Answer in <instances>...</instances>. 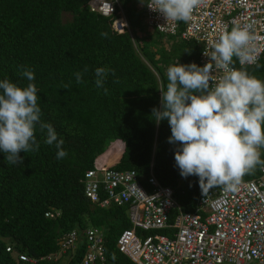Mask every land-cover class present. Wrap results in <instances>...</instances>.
Listing matches in <instances>:
<instances>
[{"label": "trees", "instance_id": "trees-1", "mask_svg": "<svg viewBox=\"0 0 264 264\" xmlns=\"http://www.w3.org/2000/svg\"><path fill=\"white\" fill-rule=\"evenodd\" d=\"M119 1L129 33L110 28L117 8L104 17L89 11L87 0H0V80L22 87L35 83L41 120L54 127L67 152L58 160L55 142L46 144L39 126V149L21 151L22 163L8 164L0 151V264H27L18 253L36 259L34 264H72L81 247L67 259L70 252H60L59 240L73 231L80 242L90 227L103 236L107 264H133L115 247L121 231L131 226L125 206L101 207L83 194L84 172L94 166L133 170L145 187L150 171L160 185L174 188L183 211L193 209L199 178L180 175L175 152L182 145L169 142L168 120L157 123L151 113L161 108L169 66L198 65L199 46L167 36L169 47L151 50L133 33L143 10L135 0ZM62 12L70 13L69 21L61 20ZM257 62L264 65V52ZM97 68L109 70L102 88L95 85ZM243 68L264 81V66ZM24 70L33 71V81ZM77 72L82 83L76 82ZM260 151L264 159V148ZM258 168L243 180L254 178ZM154 232L161 233L137 230L138 235Z\"/></svg>", "mask_w": 264, "mask_h": 264}, {"label": "built area", "instance_id": "built-area-1", "mask_svg": "<svg viewBox=\"0 0 264 264\" xmlns=\"http://www.w3.org/2000/svg\"><path fill=\"white\" fill-rule=\"evenodd\" d=\"M148 2L135 3L143 10L141 25L164 39L193 40L199 46L198 66L209 62L205 52L211 55L214 43L236 25L247 27L254 37L251 46L258 59L264 52V0H202L188 21H167ZM86 5L104 17L112 16L117 8L111 30L130 32L119 0H87ZM233 60L241 67L236 57ZM213 74L217 80L223 75L215 69ZM82 181L83 194L90 202L101 207L125 206L131 226L121 231L115 247L133 264H264V167L259 166L254 178L242 180L236 191L214 187L203 194L200 188L190 211H183L174 188L160 185L150 171L147 187L133 170L109 166H94L84 172ZM137 230L164 233L138 235ZM103 241L102 234L90 227L80 242L73 231L63 236L59 250H69L70 259L81 247L72 264H107ZM17 258L28 264L36 261L25 254Z\"/></svg>", "mask_w": 264, "mask_h": 264}, {"label": "clouds", "instance_id": "clouds-1", "mask_svg": "<svg viewBox=\"0 0 264 264\" xmlns=\"http://www.w3.org/2000/svg\"><path fill=\"white\" fill-rule=\"evenodd\" d=\"M201 3L202 0H149L148 7L167 21H188ZM253 39L247 27L236 25L219 37L211 55L205 52L210 57L205 65L178 62L169 66L166 90L160 89L161 108H153L151 113L157 123L168 120L169 142L182 145L175 152L180 175L197 176L203 194L214 187L236 191L246 174L258 165L264 167L260 151L264 148V81L243 68L264 66L257 62V50L251 46ZM233 57L239 60L241 69L232 67ZM214 69L223 73L218 80ZM108 71L95 70L96 87H103ZM22 75L28 81L34 80L32 70H24ZM75 76L77 83L83 82L82 73ZM41 116L35 83L22 87L7 78L0 80V151L8 164L22 163L21 151H38L37 126L40 132L46 131V144L55 142L57 159L67 156L63 140L58 139L50 123L42 122Z\"/></svg>", "mask_w": 264, "mask_h": 264}, {"label": "rangeland", "instance_id": "rangeland-1", "mask_svg": "<svg viewBox=\"0 0 264 264\" xmlns=\"http://www.w3.org/2000/svg\"><path fill=\"white\" fill-rule=\"evenodd\" d=\"M137 1L136 3H140L143 1V0H135ZM135 4V3H134ZM132 5L131 3H127L125 4V6H128L127 8L128 9H132ZM138 6V5H137ZM133 11V10H132ZM140 12V16H141V10L139 11ZM135 14L133 15V17H135L137 14V12H134ZM70 13H67V12H62L61 14V20L63 22H66V21H69L70 20ZM133 33L135 34V36L138 38V39H145L147 41V43H149V48L151 50H155L157 49L158 47H164V48H167L170 46V40L169 39H164L163 37H159L157 36L154 32L148 30L147 28L143 27L141 24L135 28L133 30ZM137 48H138V45H137ZM166 69V68H164Z\"/></svg>", "mask_w": 264, "mask_h": 264}]
</instances>
